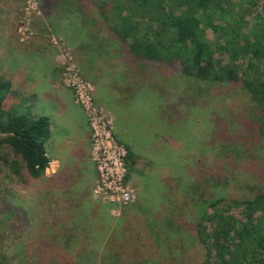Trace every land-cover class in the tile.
Returning a JSON list of instances; mask_svg holds the SVG:
<instances>
[{"label": "rangeland", "instance_id": "1", "mask_svg": "<svg viewBox=\"0 0 264 264\" xmlns=\"http://www.w3.org/2000/svg\"><path fill=\"white\" fill-rule=\"evenodd\" d=\"M248 1L250 19L263 14L264 0ZM105 3L0 0L2 109L51 117L56 157L77 125L95 168L93 187L77 188L63 163L35 179L0 158V264H202L200 211L264 181V125L243 86L137 57L109 27L117 12L107 3V22ZM119 157L125 168L102 177Z\"/></svg>", "mask_w": 264, "mask_h": 264}, {"label": "trees", "instance_id": "2", "mask_svg": "<svg viewBox=\"0 0 264 264\" xmlns=\"http://www.w3.org/2000/svg\"><path fill=\"white\" fill-rule=\"evenodd\" d=\"M105 1L100 5L105 20L111 21L106 4L114 2L109 13L117 12V25L109 27L137 57L177 63L185 75L198 80L241 84L253 104V118L264 125V10L250 19L255 2ZM7 90L0 88V151L11 149L23 164L10 162L9 153H0V158L15 174L26 168L40 179L50 163V121L15 108L3 110ZM125 160L133 170L136 156L129 148ZM250 188L248 196H217L200 211L194 231L206 251L202 264H264V181Z\"/></svg>", "mask_w": 264, "mask_h": 264}, {"label": "crops", "instance_id": "3", "mask_svg": "<svg viewBox=\"0 0 264 264\" xmlns=\"http://www.w3.org/2000/svg\"><path fill=\"white\" fill-rule=\"evenodd\" d=\"M37 114L40 117L48 118L50 121V125L52 126L51 117H49L43 113H37ZM59 127H66V124L60 125ZM71 127H72L71 133H73L74 137H77V138L73 139V138L67 137V139H65V143L67 145V150H65L63 152V154H65L63 157H56L53 154H50L48 152V149L46 146L47 155L49 157L50 163H49V167L46 169L43 177H47L49 175L57 174L59 172V170L62 168V163H63V166L68 167V169H67L68 171L63 173L64 180L67 179V181L70 182L73 179H75V186L74 187L77 186V188H92L93 182L95 179L94 164L92 163V161L89 157L90 156L89 150L82 145V141L85 138L81 137L79 135L83 134V133L79 132V129L77 130V125H75V127H74L72 124ZM75 147H76V149H75ZM54 167H57V169L54 170L55 169Z\"/></svg>", "mask_w": 264, "mask_h": 264}, {"label": "built area", "instance_id": "4", "mask_svg": "<svg viewBox=\"0 0 264 264\" xmlns=\"http://www.w3.org/2000/svg\"><path fill=\"white\" fill-rule=\"evenodd\" d=\"M123 157H126L125 154H124ZM123 157L117 158L119 162H117V160H115V162L113 163L114 168H113L112 171H110V172L109 171L108 172L106 171L105 172L104 169L101 168L102 177L108 179L109 178L108 175H110L111 178H114L115 177V173L118 174V163H119V166H122L123 169H124L125 167H124V158Z\"/></svg>", "mask_w": 264, "mask_h": 264}]
</instances>
